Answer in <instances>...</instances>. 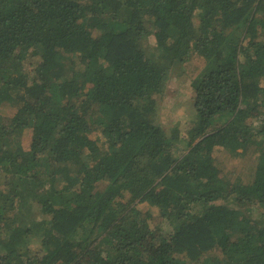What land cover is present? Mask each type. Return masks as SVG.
<instances>
[{
  "label": "trees",
  "instance_id": "16d2710c",
  "mask_svg": "<svg viewBox=\"0 0 264 264\" xmlns=\"http://www.w3.org/2000/svg\"><path fill=\"white\" fill-rule=\"evenodd\" d=\"M0 264H264V0H0Z\"/></svg>",
  "mask_w": 264,
  "mask_h": 264
},
{
  "label": "rangeland",
  "instance_id": "374dc122",
  "mask_svg": "<svg viewBox=\"0 0 264 264\" xmlns=\"http://www.w3.org/2000/svg\"><path fill=\"white\" fill-rule=\"evenodd\" d=\"M152 46V45H150ZM195 63H199L198 60H194ZM194 64V63H192ZM180 66H174L172 69L169 82L166 86H164V91L162 89V93L157 94L159 97L157 98V105L159 108V113L162 115V120L164 125L174 127V123L179 118H189L190 113L186 111L185 107H190V100L187 96L191 94V86L189 85V81L192 80V72L193 69H188L182 77L178 76L181 71ZM186 95V98L185 96ZM189 109V108H188ZM11 109L6 111V115L11 114ZM8 119V118H7ZM186 120V119H184ZM24 142L27 143L31 137V130L24 132ZM233 164L236 166L238 174L243 176H248L251 172L249 166L246 167L244 161L241 159H236ZM249 169V170H248ZM246 178V177H245ZM150 202H146L139 205V208L144 212H149L152 217H156L158 210L153 205H150ZM156 219V218H155Z\"/></svg>",
  "mask_w": 264,
  "mask_h": 264
}]
</instances>
